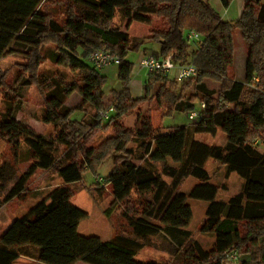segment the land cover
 <instances>
[{
    "label": "trees",
    "instance_id": "16d2710c",
    "mask_svg": "<svg viewBox=\"0 0 264 264\" xmlns=\"http://www.w3.org/2000/svg\"><path fill=\"white\" fill-rule=\"evenodd\" d=\"M46 1L0 0V58L20 53L26 59L20 65L28 72V76L16 78L15 98L6 100L0 112V138L11 145L15 157L24 147L25 159H33L4 201L22 197L27 179L37 168L55 169L62 183L12 219L1 233L0 264H13L20 256L45 264H228L227 254H238L245 244L252 249L247 257L237 258L238 264H264V0H245L239 16L231 20L223 18L209 0H63L64 18L58 20ZM220 1L227 6L231 0ZM116 8L129 20L150 25L149 35L135 38L115 26L112 17ZM152 16L160 21L159 26L153 25ZM235 29L248 44L243 81L229 76ZM189 30L196 31L200 40L189 41ZM45 43L54 49L43 55L40 48ZM96 48L111 49L120 58L117 78L121 88L113 92V110L106 120L99 112L106 108L103 88L107 76L88 59ZM139 50L155 58L170 56L177 64L190 62L197 72L181 81L151 72L144 93L132 96L128 84L133 62L128 55ZM45 58L78 78L38 73ZM4 73L0 69V88L5 85ZM193 79L195 92L185 98L184 83ZM206 80L219 82L218 90L210 88ZM154 84L157 90L150 96ZM27 85H37L44 96L39 120L51 124L54 135L38 133L16 119L22 106L19 88ZM73 92L80 95V101L69 107L65 100ZM152 97L164 108L163 114L198 109V117L156 132L150 117L139 112L138 125L125 127L121 118ZM200 103H204L202 109ZM73 110L82 112V117L72 119ZM110 126L114 133L99 147L86 146L95 131ZM218 129L226 136L223 146L195 137L198 133L215 134ZM131 141L136 142L135 147L128 146ZM111 154L112 167L99 186H110L114 202L126 199L132 190L150 193V200L140 216L126 214L134 237L81 235L77 228L87 212L71 203L73 192L68 185L80 182L84 171L98 175L99 163ZM209 158L244 179L242 189L228 201L215 199L220 186L211 182L204 168ZM145 161L162 162V169L153 170ZM13 176L11 166L0 164L2 189ZM186 177L197 182L186 191L177 190ZM189 198L207 202L201 230L213 234L210 249L189 238ZM157 233L175 243L179 259L164 263L136 260L137 250Z\"/></svg>",
    "mask_w": 264,
    "mask_h": 264
},
{
    "label": "rangeland",
    "instance_id": "374dc122",
    "mask_svg": "<svg viewBox=\"0 0 264 264\" xmlns=\"http://www.w3.org/2000/svg\"><path fill=\"white\" fill-rule=\"evenodd\" d=\"M48 9L51 14L58 20L64 18L65 4L63 0H47ZM112 23L119 27L120 30L127 32L135 38H142L144 30L150 25L141 23L135 20H129L120 8H116L113 13ZM153 25L159 26L160 21H154ZM233 44H234V61L229 70V76L238 81H243L245 77V60L248 52V44L242 38L238 29L233 31ZM145 45H152L146 42ZM21 49V48H20ZM54 49V45L45 43L40 52L46 55L48 50ZM113 51V50H112ZM139 51L131 52L128 58L133 62L136 61ZM25 58L20 53H12L0 58V69L5 70L4 84L0 88V112L5 109L6 100H13V88L18 87L16 78L28 76V72L20 65L25 62ZM114 66V65H113ZM115 68V66H114ZM48 70V71H47ZM104 72V70H100ZM39 72H48L50 75L57 76L64 74L67 80L77 79L78 76H71L70 73L62 67L54 65L48 58L40 64ZM145 76L147 71L144 70ZM58 77V76H57ZM49 81V79H47ZM193 80L189 83L185 82V89L183 96L187 98L191 93L195 92L193 88ZM180 86L181 82H177ZM207 85L214 90H218L219 82L206 80ZM117 84L114 80H107L105 86L115 87ZM14 86V87H13ZM104 86V88H106ZM157 90V84L150 88V96L154 95ZM22 106L16 113V119L26 123L32 129L42 134H55V130L51 124L43 123L39 120L44 109V96L41 94L37 85L21 86L19 88ZM132 93V92H131ZM68 106L74 107L79 101L76 92H73ZM133 95H136L133 90ZM71 96V95H70ZM111 96L107 97L104 101L107 107L110 104ZM67 100V99H66ZM65 100V102H66ZM159 102L156 98L152 97L142 103L139 107L130 111L127 115L121 118V122L125 127L134 128L138 125L137 115L141 112L142 115L150 117L153 127H156V132L166 131L175 125H185L191 122L187 115L189 111H175L171 115L163 114L164 108H159ZM197 104V103H196ZM198 106V105H197ZM70 117L72 119H80L82 112L73 110ZM114 133L112 126L107 129L95 131L88 141L86 146L99 147V145L110 135ZM195 137L208 144H216L223 146L226 141V136L221 130H217L215 134L198 133ZM128 146L135 147L136 142L131 141ZM61 151L57 152V154ZM114 154V153H113ZM113 154L103 159L98 167L97 173L104 177L112 167ZM25 149L21 147L19 157L13 155L11 145L5 140L0 138V164L7 163L14 170L13 178L2 189L0 187V235L8 227L12 219L23 214L30 206L42 199L46 194L55 186L61 184V179L55 172V169L43 170L35 169V171L27 179L23 196L20 198L14 197L10 201L5 202L4 196L9 188L14 184L17 178L27 170L29 165L33 162L32 158L25 159ZM27 158V157H26ZM134 162L140 163L135 157L131 158ZM153 170L160 171L162 169V162L147 163ZM143 164V163H142ZM204 168L210 173L211 182L219 185L215 199L219 201H228L229 198L238 193L243 186L244 179L236 171H227L225 165L220 162L209 158L204 164ZM166 180L169 178L164 177ZM197 180L194 177H186L181 180L177 190L186 191L193 187ZM97 183V184H96ZM225 185V187L222 186ZM73 195L71 196V203L80 209L87 212V216L80 220L78 225V233L81 235H95L102 239H111L116 235H126L134 237L126 214L128 216L137 217L143 213V208L147 201L150 200V193L138 194L132 190L129 197L126 199L114 202L110 186L100 187L99 183L95 181V176L91 171H84L83 178L80 182L71 183L68 185ZM188 204L192 210V219L187 226L190 232L189 238L192 241H197L204 249H210L213 245V234L211 232H203L201 226L205 221V207L207 202L197 199H187ZM252 247L245 244L238 252L237 258L241 259L247 257V251ZM178 251L175 243L163 233H157L150 236L145 241V246L138 249L134 258L139 261L154 260L157 262H169L179 259ZM13 264H45L37 261L34 257L20 256ZM74 264H87L84 262H76ZM228 264H238L237 261Z\"/></svg>",
    "mask_w": 264,
    "mask_h": 264
},
{
    "label": "built area",
    "instance_id": "2783aa9c",
    "mask_svg": "<svg viewBox=\"0 0 264 264\" xmlns=\"http://www.w3.org/2000/svg\"><path fill=\"white\" fill-rule=\"evenodd\" d=\"M186 37L189 41L200 40V35L194 31L189 30L186 33ZM143 52V51H142ZM89 62L98 69H103L110 65H118L120 63L119 56L107 48H96L93 49L88 55ZM136 65L140 68L145 69L148 73L151 72H162L167 75H171L176 81H181L183 79L194 76L197 72V68L190 62H185L181 64L174 63L170 56L166 58H155L153 56L145 55L144 53L140 55L136 61ZM204 107V103H200L199 109ZM113 110L111 104H109L104 110L99 112L100 118L106 120L109 117L110 112ZM198 109H192L188 112V119L194 121L198 117ZM95 181L99 184L103 183V177L95 175ZM237 252L232 251L227 254V259L230 262L237 260Z\"/></svg>",
    "mask_w": 264,
    "mask_h": 264
},
{
    "label": "crops",
    "instance_id": "0c3cea01",
    "mask_svg": "<svg viewBox=\"0 0 264 264\" xmlns=\"http://www.w3.org/2000/svg\"><path fill=\"white\" fill-rule=\"evenodd\" d=\"M211 2V4L213 5V7L222 15L223 18L227 19V20H231V19H235L239 16L242 7L244 5L245 0H231L230 3L227 6H224L220 0H209ZM153 21H156V17L152 16ZM149 30L150 27L147 26V29L144 30L143 32V36H148L149 35ZM149 46V45H148ZM150 47H155V44L150 45ZM143 52L141 50H139V55H142ZM137 57V59H138ZM136 59V61H137ZM136 61L133 62V66H132V70H131V78L128 84L129 90L130 92L133 93V90H135L136 95H133L131 93L132 96H141L144 93V88H145V83L147 81L148 78V72H147V76H145L144 74V70L143 68H140L139 66L136 65ZM115 66V68H114ZM110 65L107 66L101 70H104V72H102L103 74H105L107 76V80H114L115 83L117 84L115 87L111 86V87H106L103 88L104 94H103V102L107 101V97L111 96V100H112V95L113 92L115 90H118L121 88V84L117 78L118 76V69H117V65ZM171 76V75H170ZM79 100L80 101V95L77 93ZM71 97H73V94H71V96H69L65 102L66 105H68L67 103H69ZM111 102V101H110ZM164 132V131H162Z\"/></svg>",
    "mask_w": 264,
    "mask_h": 264
}]
</instances>
